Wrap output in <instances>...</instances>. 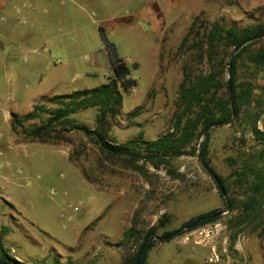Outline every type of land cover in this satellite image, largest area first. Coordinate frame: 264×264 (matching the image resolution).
<instances>
[{"label":"rangeland","instance_id":"374dc122","mask_svg":"<svg viewBox=\"0 0 264 264\" xmlns=\"http://www.w3.org/2000/svg\"><path fill=\"white\" fill-rule=\"evenodd\" d=\"M29 16L39 27L32 37L0 36L2 249L22 264H115L138 245V240L124 241L130 227H153L159 235L217 209L216 221L168 242H153L145 264H264V238L233 226L197 161L201 135L195 133L182 154L156 158L139 147L111 154L91 136L67 127L55 143L30 142L21 135L56 107L40 101V94L92 89L105 82L110 70L97 33L101 27L135 81L122 94L106 141L126 145L164 135L175 138L181 67L190 54V65L205 69L195 61L197 52L187 50L196 38H188L179 50L193 18L236 27L264 24V0H39ZM259 47L264 48V39L252 49ZM29 112L36 118L22 121ZM95 113L91 107L69 118L91 130ZM251 144L239 126L222 125L210 133V165L230 192L239 191L231 177L237 163L230 159Z\"/></svg>","mask_w":264,"mask_h":264},{"label":"trees","instance_id":"16d2710c","mask_svg":"<svg viewBox=\"0 0 264 264\" xmlns=\"http://www.w3.org/2000/svg\"><path fill=\"white\" fill-rule=\"evenodd\" d=\"M97 33L107 55L110 75L103 84L92 89L40 96V101L56 107L46 112L47 117L38 126H33L27 132L21 131L23 138L30 142L55 143L62 138L60 131L67 127L68 130H78L91 136L101 149L111 154L130 152L133 147H139L147 153L148 158H156L158 155L182 154L180 149L197 133L203 137L196 151L197 161L212 179L224 210L232 215L233 226H242L248 234L263 239L264 48L252 47L264 39V24L236 27L225 25L222 21L207 23L194 17L180 40L179 50L184 48L188 38H196L187 50L197 52L195 61H201L205 69L193 68L190 65L193 62L190 54L181 67V80L175 101L176 123L173 126L178 132L177 136L164 135L154 141H135L126 145H112L106 141V136L114 117L119 114L122 94L129 92L135 86V81L125 62L117 57L114 46L106 39L101 27L97 28ZM91 107L96 110L93 129L89 130L69 118V115ZM39 111L44 112L42 105ZM36 116V113L29 112L21 120H30ZM12 117L16 119V115ZM258 122L261 129L257 126ZM222 125L239 126L242 134H248L252 142L248 149L230 159L232 163H237L231 175L234 178L233 184L239 190L237 193L230 192L224 179L210 165L208 157L210 133ZM218 212L221 211L213 209L191 216L177 228L163 231L159 235L155 234L153 227L146 231L130 227L123 233L124 241L138 240V245L134 253L115 264H145L153 242H168L214 222L219 218ZM0 264L22 263L10 257L0 245Z\"/></svg>","mask_w":264,"mask_h":264},{"label":"crops","instance_id":"0c3cea01","mask_svg":"<svg viewBox=\"0 0 264 264\" xmlns=\"http://www.w3.org/2000/svg\"><path fill=\"white\" fill-rule=\"evenodd\" d=\"M39 0H0V5L3 7V10L0 9V25L9 24L8 27H3L5 29V33H0V36L3 35L5 38H19L26 39L32 37V30L39 29V27H35V20L29 19L30 13L38 6ZM14 9H17V13L14 12ZM19 20V22H18ZM20 23V25H18ZM47 45V44H45ZM44 45V47H45ZM21 53V52H20ZM1 69V68H0ZM8 79V78H7ZM68 94V93H62ZM52 96L59 95L53 93L40 94V96Z\"/></svg>","mask_w":264,"mask_h":264},{"label":"water","instance_id":"95a60500","mask_svg":"<svg viewBox=\"0 0 264 264\" xmlns=\"http://www.w3.org/2000/svg\"><path fill=\"white\" fill-rule=\"evenodd\" d=\"M221 193H223V191L221 190ZM218 213H221V212H218Z\"/></svg>","mask_w":264,"mask_h":264},{"label":"built area","instance_id":"2783aa9c","mask_svg":"<svg viewBox=\"0 0 264 264\" xmlns=\"http://www.w3.org/2000/svg\"><path fill=\"white\" fill-rule=\"evenodd\" d=\"M18 10L17 9H15V12H17Z\"/></svg>","mask_w":264,"mask_h":264}]
</instances>
